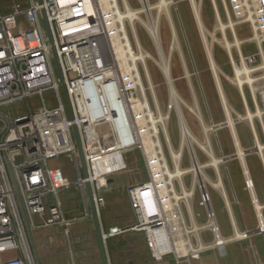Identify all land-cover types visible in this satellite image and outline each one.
I'll list each match as a JSON object with an SVG mask.
<instances>
[{
	"label": "built area",
	"instance_id": "obj_1",
	"mask_svg": "<svg viewBox=\"0 0 264 264\" xmlns=\"http://www.w3.org/2000/svg\"><path fill=\"white\" fill-rule=\"evenodd\" d=\"M136 1L140 8L138 11L142 12L138 14L139 20H134V28L140 24L146 29L154 26L158 30L159 16L154 21L151 15L153 10L158 11V14L161 12L156 8L157 4L151 5L150 0ZM183 1L186 0L169 2L177 4ZM210 2L216 24L221 27L226 22L229 26V34H222L220 44L225 50L232 79L219 70L211 45H205L207 60L210 55L222 77L234 86L245 114L252 108L257 114L258 124L252 121L248 125L255 147L259 143L257 132L264 142V0ZM116 3L121 12H126L127 7L132 9L128 0H116ZM194 6L198 8L201 23V7L195 3ZM145 7L151 8L149 14H146ZM101 11L98 0H18L5 15L0 14V264H37L28 231L59 227L66 233L68 220L64 216L63 201L59 194L73 186L82 193L89 186L99 216L105 208L102 193L106 180L126 170L124 154L133 149H138L142 155L148 181L127 190L134 224L102 232L103 243L127 233H140L144 235L152 260L159 262L172 256L179 263L188 258H199L200 250L207 248L201 238L204 232L211 236L208 247L220 252L228 243L252 234L239 232L219 168L220 164L234 160V155L217 158L210 139V134L228 129L235 150L237 145L241 147L237 126L244 121L230 103L219 78V84L215 85L226 121L208 125L201 120V116H196L204 136V147L189 131L193 138L192 151L187 148L190 167L201 165L203 177L198 179L195 170L190 171L187 174L191 176V181L186 186L176 178L169 181L165 168L161 167L163 183L158 185L150 168V161L157 155V147L146 150L139 144L144 130L150 141L159 137L158 122L155 120L154 125L151 122L158 109L145 87V82L150 81L147 67L137 62L138 73L131 72L132 83L125 84L117 64V52L104 19L100 16ZM42 13L51 34L52 45L47 39ZM191 13L199 26L194 11ZM143 15L146 23L142 21ZM168 20L171 21L170 18ZM241 24H249L251 28L252 36L245 41L236 37L235 30ZM131 27L125 20L124 29L136 52V49H140L136 47V34ZM150 37L155 42L151 34ZM156 38L160 44L158 32ZM236 40L241 43L239 47L227 49L223 46L227 41L233 45ZM119 42L125 46L126 41L121 40V36ZM248 46L252 50L248 49L244 53V47ZM52 48L70 114L62 94ZM238 79L243 83L242 88L236 85L239 84ZM33 99L39 103L36 109L31 105ZM15 104H22L24 112H17L14 116L1 112L3 108ZM142 121H145V127ZM228 121H231L232 127H229ZM73 128L80 142L85 177L79 169ZM106 142L111 145L105 147ZM194 146L202 150L207 163H200ZM244 151L246 155L249 154V150ZM62 156L70 157L74 163L77 173L74 184L69 182L60 168L49 165L51 160ZM257 157L264 171V150ZM213 158L220 161L218 168L209 165ZM241 168L244 190L257 220L253 233L264 235V204L258 199L247 165ZM218 181H221V185L216 188L214 184ZM184 190L191 193L188 198L177 195L178 191ZM197 191V204L204 212L202 224L198 223L199 214L196 215L193 210V198ZM221 191L227 195L226 198ZM212 193L217 194L225 207L233 231L230 238L222 234ZM89 214L86 209L85 217H89ZM37 218L42 220L40 225L36 222ZM237 233L242 238H235Z\"/></svg>",
	"mask_w": 264,
	"mask_h": 264
},
{
	"label": "rangeland",
	"instance_id": "obj_2",
	"mask_svg": "<svg viewBox=\"0 0 264 264\" xmlns=\"http://www.w3.org/2000/svg\"><path fill=\"white\" fill-rule=\"evenodd\" d=\"M16 1L18 0H0V14L5 15L6 12H8L9 7ZM128 2L133 10L140 9L136 0H128ZM194 2L196 5H199L202 10L201 27H204V32L202 33H200L198 22H196L192 16V4L190 0L177 4H171V2H169L171 5L168 4V14L171 21L168 20L166 16L167 13H165V11H161L158 14V11L153 10L151 15L154 21L157 16H159L157 32L160 47L165 57L164 59L168 60L170 58V64L168 63L170 79L180 98L179 108L183 116L184 124L198 140L200 146L202 145L201 147H204V136L196 116H201V120L206 122L208 125L211 123H224L226 121L219 101L215 85V77L207 60L205 45H211V47H213L215 62L219 70L224 76L232 79V74L225 57V50L220 44L222 34H229V26L226 22L223 23L221 27L216 24L210 0H194ZM150 3L151 5H156L158 0H150ZM218 7L219 11L222 12L219 5ZM141 18L142 21L146 23L144 15ZM170 22L172 23L176 33L174 43L172 42ZM134 30L136 40H138L136 47H138L142 52L149 54L157 63L156 64L150 60L145 62L150 79V83H148V81L145 82V87L149 98L154 101V105L158 109V113H154L155 118L152 121L155 123L156 120L159 124V141L166 159L167 169L173 173L175 166L171 151L176 153L180 144L178 117L174 106L170 104L168 84L158 65L159 60L157 59L158 55L156 46L150 37L149 32H147L148 30L140 24H136ZM235 32L237 39L241 41H245L252 36L249 24L239 25ZM173 44H175V48ZM136 47H134V49ZM248 49L252 50V47H244L243 52L247 53ZM221 73H218L221 86L236 113L242 116L240 119L244 121L237 126V133L241 142V148L243 150L251 151V149L254 148V139H252L251 133L248 129V125L250 123L245 119L246 114L241 106L240 98L234 86L222 77ZM187 74L189 77H187ZM31 105L33 109H36L39 106L38 100H31ZM194 106L196 109L193 108ZM1 112L14 116L17 112L23 113L24 108L22 104H15L3 108ZM250 113L253 115L251 123L253 121V123L258 124L257 114L253 108L250 110ZM231 124L232 123L230 121L228 125ZM210 139L214 145L217 158H220L223 155L233 156L236 154L228 129H222L216 134H210ZM257 139L258 142L264 146V142L262 138H260L258 132ZM106 143H104L105 147L111 145L109 142ZM194 149L200 163H207L208 161L203 155L202 150L196 146H194ZM124 161L126 164V170L117 173L106 180L105 192L103 195L106 205L101 217L104 221V228L107 230L113 227L127 228L134 224V219L126 195L127 190L131 187L140 186L148 181V173L142 159V155L138 149H133L125 153ZM245 162L252 177L258 199L261 204H264V171L261 163L255 153L248 154L245 157ZM49 165L51 167L60 168L69 182L74 184L77 179V173L74 168V163L70 157L62 156L53 159L49 162ZM179 168L182 170L190 168L189 153L186 147L182 148ZM219 168L226 186L231 208H234V210L242 209L247 213H254L249 196L244 190V177L239 160L235 158L228 163L220 164ZM175 178L176 180L185 183L186 186H188L191 181V176L189 174ZM72 190L73 189H70V191L66 190L65 192H61L59 194L63 203H65L72 195ZM183 193L186 197L191 195L187 193V191L185 192V190L184 192L178 191L177 195L182 196ZM197 202L198 191L194 194L193 210L196 215L200 214L202 216L201 218H198V223L201 224L204 222V212L200 207H198ZM212 202L217 214L218 223L220 227L221 225L224 226L226 222L225 210L223 203L217 194L212 193ZM71 211L74 212V210ZM33 235L37 239L35 232ZM42 241L44 242L45 240ZM42 241H39V239L36 240V247L39 254V247ZM128 245L130 246L129 249L132 251L131 254H134L132 257L130 255L128 259H134L135 261H144L145 259L152 260L145 245H142L136 239H131L128 242ZM65 247H67L66 243ZM66 250L68 251L67 248ZM171 258L173 257L168 256L164 259ZM68 259H70L69 254H67V260ZM63 260L64 258L61 256L56 259L57 262H63Z\"/></svg>",
	"mask_w": 264,
	"mask_h": 264
},
{
	"label": "crops",
	"instance_id": "obj_3",
	"mask_svg": "<svg viewBox=\"0 0 264 264\" xmlns=\"http://www.w3.org/2000/svg\"><path fill=\"white\" fill-rule=\"evenodd\" d=\"M79 169L83 175L81 164ZM70 189H73L72 195L63 203L64 216L68 220V225L65 226L66 233L59 227H42L33 229L30 232L33 243L32 248L35 249L37 254V264H102L87 188L85 193H82L76 186ZM104 192L105 188L102 193L103 195ZM127 199L134 219L128 195ZM86 209L90 213L87 218L85 217ZM104 209L100 212L99 216L96 213L101 234L108 231L104 228V221L101 217ZM71 210H74V212ZM232 213L239 232L243 233L247 231L252 234L245 239L228 243L223 248V252L208 247L211 242V236L208 232H204L201 234V238L207 248L200 250L198 259L188 258L179 263L174 258L164 259L159 262L149 259L135 261L134 259H128L130 255L131 257L134 256V254H131L132 251L129 249L128 242L131 239H136L139 243L145 245L146 249L147 246L143 234L128 233L109 238L104 243L107 264H264V235L253 233L257 225L255 213H247L242 209L234 210V208H232ZM199 216L200 218L202 217L200 214ZM225 218L226 222L224 226L221 225V230L224 237L230 238L233 236V231L226 210ZM36 222L40 225L42 220L37 218ZM34 232L39 241L45 240L40 243V254L36 247L37 239L33 235ZM65 243L67 247H65ZM67 254L70 256L68 260ZM60 256L64 258L63 262L56 261Z\"/></svg>",
	"mask_w": 264,
	"mask_h": 264
},
{
	"label": "bare ground",
	"instance_id": "obj_4",
	"mask_svg": "<svg viewBox=\"0 0 264 264\" xmlns=\"http://www.w3.org/2000/svg\"><path fill=\"white\" fill-rule=\"evenodd\" d=\"M101 4L102 7V11L100 12V16L103 17L104 22L106 24L107 30L110 34V38L112 40V43L114 45V48L117 52V64L119 65V71L120 74L122 75V77L125 80V84L128 83H132L131 82V78H130V74L133 71H136L138 73V68L136 66L137 62H140L142 66H146L145 62L147 60L150 61H154V58H152L149 54L142 52L141 50L136 49V52L133 51L130 40L127 37L126 31L124 29V21L126 20L128 23H130L132 25L131 29L132 31H134V20H139L138 18V14H140L142 11H138V10H132L129 9L127 7V11L126 12H121L117 6L116 0H98ZM191 4L193 5L192 10L194 11V14L197 16V19L199 21V27H200V31L201 33L203 32V29L201 27V23L199 20V13H198V8H196V6H194V0H190ZM168 4L169 1L168 0H158L157 6L156 8L160 9L161 11H165V13H167V17L169 18V14H168ZM151 8L150 7H145V12L146 14H149ZM159 19V18H158ZM217 22V21H216ZM118 23V25L116 24ZM222 26V24H221ZM149 31V33L151 34L152 37H154L155 40V45H156V50H157V55H158V60H159V67L161 68L163 75L166 79V82L168 84V88H169V97H170V104L174 106V109L176 110V114L178 117V122H179V130H180V144H179V149L178 151L175 153L173 151H171V155L172 158L174 160V172L171 173L168 169H167V164H166V159L164 157L163 151H162V147L159 141V137L157 136V139L154 141H150V139L146 136L147 132L144 130V132L142 131V139L139 140V144H142L143 147L146 150H151L153 147H157V155L156 157H154L151 161H150V168L152 170V175L153 178L155 180V182L158 185H161L163 183V174H162V170L161 167L165 168V173L168 176V180L171 181L173 178L175 177H180L182 175H185L187 173H189L190 171L195 170V173L197 175L198 179H201V176L203 177V172H202V168L201 165H196L194 164V168L190 167L186 170H182L179 168V160H180V156H181V151L183 147H186L191 150V140L193 139L189 129H187L186 125L184 124V120H183V116L181 113V110L179 108V96L175 90V88L172 85L171 79H170V73H169V59L165 60L164 59V55L163 52L160 48V44L157 41L156 38V31L157 29L152 26V27H148L147 29ZM171 35H172V41L174 43L175 40V30L173 27H171ZM147 31V32H148ZM120 36H121V40L124 39L126 41L125 46H121L119 40H120ZM138 41V40H137ZM240 41L236 40L235 44H231L228 41L223 43V46H226L227 49H230L231 47H239L240 45ZM175 44H173L174 46ZM140 46V45H139ZM177 46V44H176ZM127 48V49H125ZM175 48V46H174ZM174 50V49H173ZM176 50V49H175ZM172 52V51H171ZM209 60V64L213 70V74L215 77V82L219 84L218 82V69L216 68V65L214 63V59L209 55L208 57ZM148 83H150V81L148 80ZM238 83L236 84L238 87L242 88L243 87V83L241 82L240 79H238ZM138 84L140 85V81H138ZM150 85V84H149ZM141 87H142V83H141ZM195 108V106L193 107ZM196 109V108H195ZM193 110V109H192ZM197 111V110H196ZM197 113V112H196ZM160 119L162 120V118L160 117ZM245 119L251 123V120L253 119V115L248 112L246 113ZM153 118H151V122L152 125L154 124L152 121ZM160 121V120H159ZM143 122L145 123V121H142L141 124L143 125ZM230 121L227 122V124ZM156 123V121H155ZM164 125V124H163ZM144 126V125H143ZM145 127V126H144ZM229 127H232V124L229 125ZM166 136V135H165ZM202 146V145H201ZM253 150H256L257 153L256 155L261 156L263 154V150H264V146L261 145L260 143H256L254 149H251V151H249V154L253 152ZM246 153L244 150H242L241 147H239L237 145V150H236V154L235 157L236 159L239 160L240 165L245 168L246 167V162H245V157H246ZM220 163V161L216 158H213V160L209 163V165L218 168V164ZM180 179V178H179ZM196 182V179H194ZM215 187L218 188L219 185H221V181L216 182ZM186 192V191H185ZM222 192V191H221ZM187 193H189L187 191ZM191 194V193H189ZM223 197H227V195L222 192ZM176 196V195H175ZM165 197V196H164ZM183 197L184 198H188L184 195L183 193ZM234 222V221H233ZM235 238H242V235H240L239 233H237V236Z\"/></svg>",
	"mask_w": 264,
	"mask_h": 264
},
{
	"label": "water",
	"instance_id": "obj_5",
	"mask_svg": "<svg viewBox=\"0 0 264 264\" xmlns=\"http://www.w3.org/2000/svg\"><path fill=\"white\" fill-rule=\"evenodd\" d=\"M42 19H43V24H44L45 32H46V35H47V39H48L49 43L52 45L51 34H50V31H49V28H48V25H47V22H46V19H45V16H44L43 13H42ZM52 52H53V59H54V63H55V68H56V71H57V75H58L59 80L61 82L62 94H63L64 100H65L66 107H67V109L69 111V114H70V109H69V104H68V100H67V95H66L65 88H64V85H63V82H62L61 73H60V70H59V67H58L57 59H56L55 52H54V49L53 48H52ZM73 133H74L75 143H76V147H77V151H78L79 161H80V164H81L82 170H83V176L85 177L86 176L85 164H84L83 156H82V153H81L79 138H78L77 132H76V130L74 128H73ZM252 153H255L256 154L257 151L256 150H253ZM233 158L234 159L236 158L235 155L233 156ZM87 192H88L89 202H90V206H91L93 224H94L95 233H96V237H97L98 247H99L100 256H101V261H102V264H107L104 243H103V240H102V236H101V231H100L98 219H97L96 212H95V208H94V204H93V199L91 197L90 188H89L88 185H87ZM28 236H29L31 245L33 247L32 239H31V235H30V232L29 231H28ZM33 250H34L35 257L37 259L36 251H35L34 248H33Z\"/></svg>",
	"mask_w": 264,
	"mask_h": 264
}]
</instances>
